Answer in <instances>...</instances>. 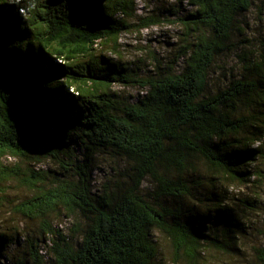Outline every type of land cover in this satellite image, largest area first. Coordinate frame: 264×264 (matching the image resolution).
<instances>
[{
    "label": "trees",
    "instance_id": "obj_1",
    "mask_svg": "<svg viewBox=\"0 0 264 264\" xmlns=\"http://www.w3.org/2000/svg\"><path fill=\"white\" fill-rule=\"evenodd\" d=\"M132 1L0 0V159L57 165L25 180L35 194L24 214L42 223L28 264H153L157 232L171 264H211L207 251L237 250L246 233L229 188L264 181V49L234 40L254 1L186 0L173 58L144 76L96 55L128 29L119 15ZM233 49L246 73L210 89ZM115 84L138 95L121 99ZM102 154L125 166L113 188L93 184ZM255 198L239 201L257 209ZM61 210L65 234L49 220ZM16 240L0 232V258Z\"/></svg>",
    "mask_w": 264,
    "mask_h": 264
},
{
    "label": "rangeland",
    "instance_id": "obj_2",
    "mask_svg": "<svg viewBox=\"0 0 264 264\" xmlns=\"http://www.w3.org/2000/svg\"><path fill=\"white\" fill-rule=\"evenodd\" d=\"M254 4L250 11L242 15L239 20L246 30L243 35H237L235 43L239 48L248 46L253 52L259 53L264 49V0H253ZM130 16H119L127 22L128 29L118 38L117 43H107L99 46L96 51L97 56H105L112 62L121 63L123 66L129 65L130 69L136 70L140 76L147 75L148 72L156 73L157 63L162 68L166 67L173 58L174 52L178 48L182 27L177 23V19L183 17L192 9L186 0H133ZM148 19L149 26L145 27L144 22ZM248 38L249 43L241 44L240 41ZM239 49H233L217 59L216 65L211 73L210 89L226 87L229 81L244 75V66L239 64L237 55ZM179 71V69H176ZM112 91L117 93L121 99L135 98L139 89L132 86L115 84ZM257 144H254L256 147ZM77 148V152H79ZM96 169L92 173L95 189L109 186L114 187L120 174L123 175L125 169L121 160L110 155H98ZM57 169V165L50 160H44L37 164L31 159L6 156L0 159V232L17 237L14 244H11L6 253L9 259L0 258V264H16L17 261L30 262L27 259V248L29 240L37 238L42 226L41 220L26 217L25 209L30 207V201L35 191L30 188L25 180L33 173L28 171H48ZM262 168V165H260ZM28 176L25 177L24 174ZM6 175V178L4 177ZM247 186L234 185L229 188L230 201L237 209L240 220L243 222L246 233H240L237 250L216 252L210 249L204 256L211 264H260L253 248H264V181H257ZM26 183V184H25ZM52 184V183H51ZM50 184V185H51ZM49 185V184H48ZM144 189L148 190V183H144ZM256 197L257 209H250L249 206L242 205L239 201L242 198ZM50 221L53 226L62 233H67L71 227L73 219L68 220L65 213L57 212L50 214ZM159 251L158 257L153 264H171V247L162 233H154Z\"/></svg>",
    "mask_w": 264,
    "mask_h": 264
}]
</instances>
